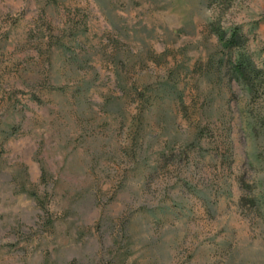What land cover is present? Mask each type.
Listing matches in <instances>:
<instances>
[{
  "label": "rangeland",
  "instance_id": "obj_1",
  "mask_svg": "<svg viewBox=\"0 0 264 264\" xmlns=\"http://www.w3.org/2000/svg\"><path fill=\"white\" fill-rule=\"evenodd\" d=\"M0 264H264V0H0Z\"/></svg>",
  "mask_w": 264,
  "mask_h": 264
},
{
  "label": "trees",
  "instance_id": "obj_2",
  "mask_svg": "<svg viewBox=\"0 0 264 264\" xmlns=\"http://www.w3.org/2000/svg\"><path fill=\"white\" fill-rule=\"evenodd\" d=\"M214 24H210L212 31L216 34L223 49L228 51H235L239 42L242 39V34L238 28H232L230 30H223L222 28L212 27ZM232 71L236 75L237 79H241L249 89L253 90L252 85V74L258 73L257 67L253 62L246 58L245 55L236 54L235 59L232 61Z\"/></svg>",
  "mask_w": 264,
  "mask_h": 264
}]
</instances>
